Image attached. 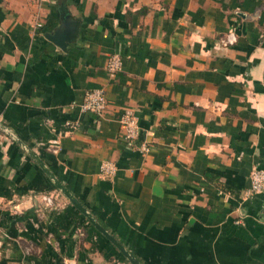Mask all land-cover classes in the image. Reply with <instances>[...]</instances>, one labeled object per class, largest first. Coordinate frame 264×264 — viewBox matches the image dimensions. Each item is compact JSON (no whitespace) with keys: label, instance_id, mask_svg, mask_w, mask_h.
<instances>
[{"label":"crops","instance_id":"0c3cea01","mask_svg":"<svg viewBox=\"0 0 264 264\" xmlns=\"http://www.w3.org/2000/svg\"><path fill=\"white\" fill-rule=\"evenodd\" d=\"M65 14L62 49L46 34ZM97 87L106 110L80 112ZM0 123L143 264H264V190L245 195L264 169V0H0ZM0 264H132L1 126Z\"/></svg>","mask_w":264,"mask_h":264},{"label":"built area","instance_id":"2783aa9c","mask_svg":"<svg viewBox=\"0 0 264 264\" xmlns=\"http://www.w3.org/2000/svg\"><path fill=\"white\" fill-rule=\"evenodd\" d=\"M40 24V23H38ZM236 40V33L233 30H229L221 38L223 44L233 43ZM106 70L110 76H114L122 67V57L119 52H113L109 55L106 61ZM80 112H92L95 115H102L107 108V96L103 88L97 87L86 91L83 99L77 103ZM118 121L123 128V136L126 140L130 141L138 137L141 133V126L139 123L138 116L134 111L125 107L118 115ZM65 126L71 129H75L79 126V120H66ZM57 140L52 141L51 149L57 150L54 144ZM148 145L143 141L141 144V149L143 151L148 150ZM115 163L111 160H102L99 164V172L101 174H113L115 172ZM264 190V169L259 167H253L249 173V186L245 189L246 197L253 193L260 192ZM42 198L47 204L53 202L50 195L44 194Z\"/></svg>","mask_w":264,"mask_h":264},{"label":"water","instance_id":"95a60500","mask_svg":"<svg viewBox=\"0 0 264 264\" xmlns=\"http://www.w3.org/2000/svg\"><path fill=\"white\" fill-rule=\"evenodd\" d=\"M68 14H65L63 18V26L52 33H47L46 36L52 40L55 44L59 45L62 49H65L68 41L73 34L74 28L68 24ZM0 126L12 136L19 145L36 161V163L42 168V170L48 175L53 184L72 202V204L79 209L89 220V222L106 238L109 239L119 251L132 263L143 264L131 251L125 248V246L114 237L95 217V215L66 187V185L54 174V172L48 167L44 160L31 149L25 142L12 133L8 127L0 123ZM264 219V215L262 216Z\"/></svg>","mask_w":264,"mask_h":264}]
</instances>
